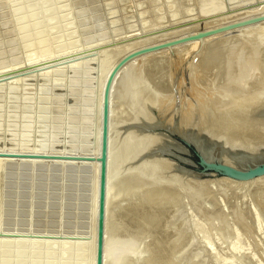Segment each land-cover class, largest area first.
Returning <instances> with one entry per match:
<instances>
[{
	"label": "bare ground",
	"instance_id": "bare-ground-1",
	"mask_svg": "<svg viewBox=\"0 0 264 264\" xmlns=\"http://www.w3.org/2000/svg\"><path fill=\"white\" fill-rule=\"evenodd\" d=\"M6 1L12 4L15 0ZM26 7L19 5L14 9L16 21L33 14L31 10L33 8ZM258 7L256 8L258 9ZM248 8L250 9V7ZM243 10L245 11V9ZM49 11L50 9L45 12L43 23H46L45 20H49L54 14H47ZM239 11L242 12V10ZM253 11L252 13L255 15L260 9L257 13ZM246 12L244 13L246 14ZM250 12L248 13L250 14ZM259 14L258 16H261V12ZM237 15L235 16L237 17ZM251 18L247 16V19ZM54 19L56 17H52V20ZM52 20L49 22L50 25H52ZM59 20L61 19L59 18ZM229 20L231 22L232 18L230 17ZM213 21L214 26H211L207 21L209 25L206 26H202L203 22L201 26H196L197 22L194 23L195 25L192 24L193 28L188 27L184 30L180 28L182 31L180 34L178 31V35H175L174 31L176 30H173L174 36L170 39L172 41L174 38L187 37L196 34L197 31H211L228 23L225 21L223 23L221 19L219 22L216 21L219 23L217 25L215 20ZM220 21H222L221 24ZM41 26L34 23L20 29L22 42L32 39L36 35L34 32L42 33ZM61 28L63 30V27ZM249 29L258 30H253L254 37L249 33L251 38L248 40L245 39L246 37H242L241 33ZM47 32L44 31L42 36L50 38V34L45 35ZM231 33L233 34L226 36ZM64 34H57L58 37H55L57 43L70 35L69 33L65 37L67 33ZM158 35L156 36L158 37ZM249 36L247 34V37ZM148 37H146L147 41H149ZM170 39L165 41H170ZM251 40L253 43L249 42ZM151 41L146 44L144 41L141 48L154 45L155 43L151 45ZM140 43H138L139 46ZM130 44L129 47H132ZM137 45L135 46L137 47ZM190 45L194 46L189 48ZM186 46L192 54L191 56L189 54L190 57L187 59L182 57V53L179 52V50L183 51L181 48ZM129 47L127 46L128 49L125 51L127 53L122 55L121 59L129 53L141 49L139 47L133 50V47L131 49ZM169 51L177 53L172 56V53V55L167 54ZM177 54L181 57L176 56ZM240 59L244 63L243 71L239 68ZM114 60L119 59L114 58ZM120 60L118 62L112 60L114 63L111 64V69L109 67L104 78L102 77L103 85L101 93H99L100 96H98L99 119L97 121H99V127L96 130L97 145L95 144L97 150L95 148L96 155L95 153L93 155L96 157L93 158L92 155V161L86 160L90 158V155L82 157L49 155L51 158L49 159L42 158V156L44 157L43 153L37 152L28 155L35 156V158L29 157L30 159L17 160L16 158L19 156L12 155L13 157H11L8 154L10 158L0 157V170L4 162L13 161L14 157V160L18 162L25 161L33 165L42 162L43 164L62 163L61 165L65 164V167L66 164L83 165L84 168L87 167L86 165L94 167L91 214L96 229L93 241L88 246L93 250V253L89 252L90 248L88 247L87 249L82 248V242H77L75 246L76 242L73 244L72 241H58V244L54 240L35 241L36 239H34L27 242L23 239V241L17 240L14 244L12 239L0 238V264H82L83 261H80L79 258L85 251L88 252L83 263H95L94 248H96V243L94 239H96L97 230L100 164L98 159L100 157L103 90L109 74ZM136 61L142 62V64L138 66L136 74L133 73L135 76H132V86L129 82L130 78L128 79L129 83L127 82L130 84L127 85L128 89L130 86L132 87V97L130 98L132 102L129 101L131 105L129 104V108H126L128 110L125 109L127 115L123 117L120 112L121 116H119L120 109L118 108V110L116 107H118L117 104L123 103V100L118 101L122 94L120 93L119 96L116 88L118 90L123 85L120 84L122 81L120 76L124 70L128 71L131 68L128 67L133 66V63L132 69L136 67L138 65L136 63L135 66ZM75 67V64H72L69 69L72 70ZM130 72L127 73L130 74ZM123 74L126 75V73ZM123 79L125 82L127 81V79ZM117 83L120 84L119 87H116ZM123 88L125 90V85ZM123 88H120L119 91L123 92L124 90L121 91ZM206 89L207 91H204ZM114 92H117L116 94L119 96L116 97L117 101H113ZM171 92L175 97L170 94ZM123 93L125 94V92ZM128 94L130 93L128 92ZM125 97L127 96L125 95ZM109 100L103 264H264L262 262L264 255V174L240 179L218 176L213 172L202 175L200 172L186 169L178 162L165 157L179 145H176L169 133L163 132L167 129L170 133L178 134L184 140L193 143L207 160H219L225 165L232 166L233 171L239 173L264 163V19L231 30L212 33L200 40L159 48L133 57L117 69L110 84ZM127 101L126 105L128 106ZM175 102H177V107L173 112L172 108L175 106ZM113 103L117 104L114 106ZM98 117L96 116V119ZM45 157L48 156L45 155ZM61 157L86 159L81 161L58 159ZM2 173L0 172V174ZM1 179L0 175V184ZM110 186L115 189L120 186L121 192L118 191L119 194H114ZM199 186L206 188L208 194L204 193V195H208L206 197H209V200L206 201L204 195L201 194V197L203 196L205 199L203 202L202 198L197 196L201 193L196 194L197 192H195ZM256 236L258 237L255 238ZM251 238H255V240ZM26 243L33 245V250H30L31 253L29 252L28 256L24 254L27 250ZM56 246L59 252H57ZM8 249L16 250L10 253ZM11 257H14L13 260Z\"/></svg>",
	"mask_w": 264,
	"mask_h": 264
},
{
	"label": "rangeland",
	"instance_id": "rangeland-1",
	"mask_svg": "<svg viewBox=\"0 0 264 264\" xmlns=\"http://www.w3.org/2000/svg\"><path fill=\"white\" fill-rule=\"evenodd\" d=\"M21 4L25 7L27 6L26 8H33L31 9L33 17L30 15L32 18L25 17L16 21L14 9L19 5L22 6ZM49 4H51L50 8ZM256 4L258 5L256 6ZM261 4L264 5V0H15L12 4L6 0H0V154L4 155H0V157H8V155L11 157L19 156L16 159L20 160L37 152L43 153L44 157L42 156V158L49 159H51L49 155L73 157L90 155L89 157L91 158L93 153L96 155V151L94 152L95 148L97 150L96 130L99 127V121H97L99 119L97 113L98 96L101 93L105 72H108L109 67L111 69V64L115 61L114 58L120 60L126 55L127 52L125 51L130 43V46L133 47L141 42L140 46L138 44L137 47H133V50H136L142 47L141 44L144 41H146L144 43L146 44L153 39L154 41H151V45L154 43L156 45L154 44L150 47H155L163 44L160 40L171 42L170 37L174 36V33L178 35V31L180 34V31L188 27L193 28L192 24L195 25L197 22L199 25L197 24L196 26H201L202 22V26L209 25V22L212 26L213 24L215 25L213 20L219 22L222 19L223 23L224 21L227 23L231 17L233 20L231 22L236 23L247 19V16L251 18L254 15L252 11L254 10L253 12L257 13L259 9L260 11L253 17L260 15V12L263 15L264 6ZM262 8L263 12L261 11ZM48 9L50 11L47 14L54 13L52 17H56V19L52 20L51 17L49 20L47 19L48 22L45 20L46 23H43L45 12ZM239 10H242V12ZM249 11H251L250 14L252 13V16L248 13ZM60 12L63 13L61 14ZM229 14L234 16L232 17ZM225 16L227 17L225 18ZM50 20H52L53 26L50 25ZM60 21L61 23L63 21L62 26H60ZM222 21H220V24ZM217 22L216 24L218 25L219 23ZM231 22L229 20L228 23L230 24ZM34 23L40 26L43 23L41 29L43 28L42 31H45V33L48 31L49 33L47 32L45 35L50 34V38L42 36V31L39 34L33 31L36 34L35 36L37 34L38 36L33 37L32 35V39L28 41L23 39L24 42H22L20 29L22 30L24 27L31 26ZM61 27H63V30ZM173 30L177 32L174 31L173 33ZM253 30L257 31L258 29ZM253 30L243 31L241 33L242 37H246L245 39L248 40L251 38L250 36L253 35L252 37H254L255 32ZM68 32L70 35L66 37L69 34ZM246 33L248 36L249 33L251 35L247 37ZM57 34H64L65 40L60 39L62 42L57 43V39L55 40V37H58ZM146 37H148L149 41H147ZM169 39L170 41H165ZM178 39L174 38L172 41ZM249 42L253 43L252 40ZM192 46L194 45H190L189 48ZM132 47L129 48L131 49ZM185 48L187 50L188 46L181 48L183 51L179 50L182 54L178 53L187 59L192 54H190L189 50L186 51ZM171 53L169 51L167 54ZM176 53L173 51V55H171L175 56ZM179 54L176 56L181 57ZM241 60L239 62L242 64L243 60ZM72 64H75V69L77 70L69 69ZM141 64L142 62L138 63L136 61L135 66L137 65V68L134 67L132 69L133 63V66L128 67H131L128 71L124 70L123 73H126V75L122 73L123 77H121L122 75L120 76L122 81L120 79L118 81L119 83L121 81L122 87H119V83L116 86L119 89L117 90L115 87L118 93L114 92L113 101H117L116 97H119L120 93L122 95L118 101L123 100L121 104L117 102L120 105L116 103L118 106L116 108L120 109H118L119 116H121L120 112L123 117L127 115L125 109L129 108L132 102V99H130L132 97L131 81H133V77L137 69H139L138 66H141ZM241 64L239 63V68L243 71L242 66L244 63ZM135 68L136 71H134ZM127 72H130V74ZM134 72L135 74H133ZM45 73L47 74L45 75ZM123 78L127 79V81L125 82ZM129 78L130 89L127 86L130 85L127 84ZM124 85L125 90L123 88ZM120 88H123L121 91L124 90L125 94L119 91ZM204 91H207V89ZM123 95L127 97L122 98ZM172 96L175 97L174 94ZM125 100H128V106ZM174 104L173 112L176 110L177 102ZM96 116L98 117L97 119ZM171 138L179 146L176 149L173 148L172 153L165 157L178 162L179 165L186 169L201 172L202 168L197 165L198 159L194 154L195 148L184 145L175 134ZM45 155L48 157H45ZM95 155H93V158L96 157ZM14 158L13 161L4 162L0 170L1 173L3 172L0 175L1 180L4 182L2 184L3 182L1 181L2 185L0 184V238L12 239L14 244L17 240L23 241V239L27 242H31L34 239H36L35 241L44 239L57 242L72 241L71 243L73 244L76 242L75 246L77 242H82V248L87 249L93 241L94 230L96 229L94 218L91 214L94 194V179H92L94 178V167L89 165V168L86 165L88 167L86 169L87 167L85 166L86 168H84L82 167L83 165L67 167L69 165L66 164L65 167V164H63L64 166L61 165L62 163H56V165L55 163L43 164L41 162L42 164L40 163V165L42 167L36 168L34 166L36 164L33 165L25 161V163L22 161L18 162ZM58 159L64 160L62 157ZM85 159L72 160L81 161ZM86 160L88 161V159ZM92 160L91 158L90 161ZM218 176L223 175L219 174ZM4 179L6 180L4 181ZM113 186H110L112 188H110L111 191L113 190L114 194H119L121 192L120 186L116 188L117 190ZM205 191L206 188L204 186H199L195 189L196 194L201 192L197 196H200L202 200L205 197L207 201L209 197L207 198L206 196L208 195H204V193L208 194ZM201 194L204 197H201ZM196 198L199 199L198 197ZM255 238L251 239L255 240ZM94 241L96 243V239ZM26 245L27 250L24 254L28 256L29 252L31 253L30 250H33V245L29 243H26ZM2 249L6 250L5 248ZM8 250L11 253L14 249ZM56 250L59 252L57 246ZM91 251L93 253L90 248L89 252L91 253ZM85 252H82L81 258H79L80 261L85 262L88 251ZM263 256L262 262L264 263ZM13 258L11 257L12 260ZM83 262L81 263L84 264Z\"/></svg>",
	"mask_w": 264,
	"mask_h": 264
},
{
	"label": "water",
	"instance_id": "water-1",
	"mask_svg": "<svg viewBox=\"0 0 264 264\" xmlns=\"http://www.w3.org/2000/svg\"><path fill=\"white\" fill-rule=\"evenodd\" d=\"M264 19V15L253 17L251 19L239 21L237 23H230L228 25H224L222 27L213 29L211 31H199L195 35H189L187 37L174 40L171 42H166L161 45L155 46V47H147L143 49H139L133 53H129L126 57L120 60V62L116 65V67L111 71V73L108 76V79L104 85L103 90V106H102V117H101V136H100V157H99V174H98V198H97V230H96V248H95V263L94 264H103L104 261V253H103V240H104V221H105V196H106V170H107V149H108V125H109V106H110V84L112 82V79L119 67L123 65L126 61L132 59L133 57L137 55H141L153 50H157L159 48H165V47H171L176 44L185 43L191 40H200L204 38L205 36L222 32L226 30H231L236 27H241L247 24H252L257 21H261ZM167 133H169L171 136L173 134L177 135L179 137V140L186 145V146H193L195 148L194 154L198 159V164L202 171L200 172L202 175L211 174V172L215 173L216 175H223L228 177H234V178H240V179H247L250 177H254L256 175L264 174V163L249 168L247 171H241L240 173L237 171H233V167L230 165H225L224 163H221L219 160H207L201 151L191 142L184 140L181 136H179L176 133H170L167 129L165 130ZM35 157V156H31ZM26 158H29L26 156ZM64 160H72L69 157H63ZM91 159H88L90 161ZM42 167L40 163H36L35 167ZM68 167H71L69 165ZM83 167V166H82ZM88 169V167L86 168Z\"/></svg>",
	"mask_w": 264,
	"mask_h": 264
}]
</instances>
